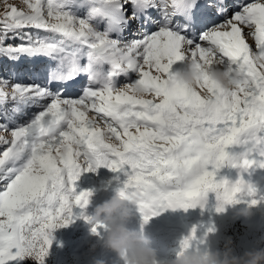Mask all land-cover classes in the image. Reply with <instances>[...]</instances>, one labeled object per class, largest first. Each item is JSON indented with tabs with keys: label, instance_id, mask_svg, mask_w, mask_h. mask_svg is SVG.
Listing matches in <instances>:
<instances>
[{
	"label": "snow or ice",
	"instance_id": "obj_1",
	"mask_svg": "<svg viewBox=\"0 0 264 264\" xmlns=\"http://www.w3.org/2000/svg\"><path fill=\"white\" fill-rule=\"evenodd\" d=\"M0 3V56L55 62L42 82L35 68L32 83L0 77V264H44L52 232L89 203L76 181L99 168L126 177L118 194L142 224L166 209H203L209 193L217 213L255 197L252 185L216 174L264 169V65L254 60L264 58V0ZM189 60H218L237 74L235 90L207 76L203 93L177 84L173 67ZM81 75V94L66 96ZM75 218L87 222L83 211ZM196 243L193 228L179 246Z\"/></svg>",
	"mask_w": 264,
	"mask_h": 264
},
{
	"label": "rangeland",
	"instance_id": "obj_2",
	"mask_svg": "<svg viewBox=\"0 0 264 264\" xmlns=\"http://www.w3.org/2000/svg\"><path fill=\"white\" fill-rule=\"evenodd\" d=\"M18 7H22L20 0H9ZM3 10V3H0ZM1 11V9H0ZM156 13L154 12L153 15ZM83 15V12H81ZM246 41L255 49L254 40L247 36ZM128 39H131L129 34ZM85 61H81L84 63ZM5 69L3 70V67ZM182 64L175 65L173 71L182 67ZM0 64V77L8 78L15 72V80L28 84L32 83L35 68L40 72L37 82H42L46 72L40 69L55 67V62L43 57L34 61L22 57L20 62H8ZM125 78L120 77L119 83H125ZM87 83L86 76H79L75 81L69 82L66 96L78 97L81 94V88ZM8 107H11L9 104ZM29 113L38 111V109H29ZM21 120L26 117L19 118ZM6 135V134H5ZM3 146H0V151ZM226 151H234L228 149ZM239 172V175H238ZM216 178L226 179L229 182H235L237 179L243 180L246 184L252 185L256 189L255 197L246 195L238 196L239 203L231 206L226 205L224 211L217 213L216 199L213 193H209L203 209L200 206L195 208L183 209H166L154 216L147 224H142V219L136 207L133 208L132 216L127 223V227L133 231H140L141 226L144 235L150 240L152 247L161 261L174 257L178 250L179 242L182 238L187 237L193 228L196 229L197 243L196 247L200 250L208 249L211 251L219 250L223 247L224 241L231 237L233 242L234 253L237 255L252 249L260 244L261 237H264V169L253 166L247 172L225 166L221 168ZM126 177L122 173H113L106 168H99L95 172H84L75 183L77 193L81 191H91L87 207L83 210L73 209L74 222L66 228H60L52 232V244L48 250V255L44 259V264H118L114 253L104 250L100 246V239L90 234L91 225L87 224L84 219H77L81 211L88 217L92 214L93 209L107 201L122 185ZM251 199L259 201L254 207L249 206ZM244 208H249L251 215L244 217L237 213ZM211 228L212 231H208ZM103 236V231L100 236ZM203 241L199 243V241ZM95 250H91L92 246Z\"/></svg>",
	"mask_w": 264,
	"mask_h": 264
},
{
	"label": "clouds",
	"instance_id": "obj_3",
	"mask_svg": "<svg viewBox=\"0 0 264 264\" xmlns=\"http://www.w3.org/2000/svg\"><path fill=\"white\" fill-rule=\"evenodd\" d=\"M254 60L258 65H264V58L256 56ZM182 65L176 70V83L189 90H199L203 93L198 81L204 76L225 92L235 90L237 74L221 66L218 60L209 62L189 60ZM136 94L143 95L140 90H137ZM134 207L131 200L122 199L116 190L107 201L97 205L87 217V224L105 226L103 236H97L100 239V246L114 253L118 264H264V247L258 244L237 255L234 253L231 237L224 241L221 249L215 251L197 248L181 250L178 245L173 258L161 261L156 251L150 247V240L144 235L142 226L140 231H133L127 227ZM237 214L247 217L251 212L249 208H244ZM90 234L93 235L91 228ZM260 244H264V237H261ZM91 250H95L94 245Z\"/></svg>",
	"mask_w": 264,
	"mask_h": 264
},
{
	"label": "trees",
	"instance_id": "obj_4",
	"mask_svg": "<svg viewBox=\"0 0 264 264\" xmlns=\"http://www.w3.org/2000/svg\"><path fill=\"white\" fill-rule=\"evenodd\" d=\"M0 9H1V11H2L1 6H0ZM8 43H18V41H8ZM8 62H13V61H11V60H9V59H7V58H5V57L0 56V64H1L2 67H3V65H4L5 63H8ZM18 62H20V60H19ZM4 69H5V66L3 67V70H4ZM29 264H31V262H29ZM48 264H51V263H48Z\"/></svg>",
	"mask_w": 264,
	"mask_h": 264
},
{
	"label": "bare ground",
	"instance_id": "obj_5",
	"mask_svg": "<svg viewBox=\"0 0 264 264\" xmlns=\"http://www.w3.org/2000/svg\"><path fill=\"white\" fill-rule=\"evenodd\" d=\"M247 31V29H245V32Z\"/></svg>",
	"mask_w": 264,
	"mask_h": 264
}]
</instances>
